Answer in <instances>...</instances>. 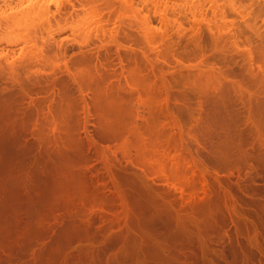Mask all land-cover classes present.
Listing matches in <instances>:
<instances>
[{
    "label": "rangeland",
    "instance_id": "374dc122",
    "mask_svg": "<svg viewBox=\"0 0 264 264\" xmlns=\"http://www.w3.org/2000/svg\"><path fill=\"white\" fill-rule=\"evenodd\" d=\"M43 1L0 0V133L44 154L63 134L61 148L84 141L82 168L111 203L37 207L0 264H44L72 219L91 235L54 264H264V0ZM105 125L118 135L100 142Z\"/></svg>",
    "mask_w": 264,
    "mask_h": 264
},
{
    "label": "bare ground",
    "instance_id": "6f19581e",
    "mask_svg": "<svg viewBox=\"0 0 264 264\" xmlns=\"http://www.w3.org/2000/svg\"><path fill=\"white\" fill-rule=\"evenodd\" d=\"M21 1V0H20ZM28 1L30 0H27V2L25 3H28ZM36 1V0H34ZM32 0V2H34ZM53 1V0H51ZM50 1V2H51ZM58 1V0H57ZM66 1V0H64ZM71 1L73 2V0H70V3ZM43 2H46L45 0ZM48 2V0H47ZM56 2V0L54 1ZM60 3V2H59ZM63 4V3H62ZM78 4V3H76ZM81 4V3H80ZM35 5V4H34ZM60 5V4H59ZM68 5V4H67ZM23 6V5H22ZM25 6V10L28 8L26 5ZM23 6V7H24ZM39 6V5H38ZM38 6H36L38 8ZM70 6V5H69ZM82 7V5H77L76 7ZM20 7V6H19ZM22 7V8H23ZM27 7V8H26ZM43 8V6H41ZM59 7V6H58ZM63 7V6H61ZM66 7V6H65ZM64 7V8H65ZM73 7V6H72ZM134 7V6H133ZM30 5H29V8L28 10L30 9ZM40 8V7H39ZM41 8V9H42ZM83 8V7H82ZM45 9V8H44ZM44 9H42L43 11H45ZM63 8H61L62 10ZM21 10V9H20ZM32 10H33V6H32ZM49 10V9H48ZM66 10V9H65ZM88 10V9H87ZM23 11V9H22ZM21 11V12H22ZM27 11V10H26ZM25 11V13H27ZM34 11V10H33ZM36 11V10H35ZM47 11V10H46ZM63 11V10H62ZM19 12V11H18ZM42 12V11H41ZM91 12V10H89V13ZM92 12H95V11H92ZM17 13V12H16ZM43 13L42 12V16H43ZM49 13V12H47ZM94 14V13H93ZM45 15V14H44ZM48 15V14H47ZM25 16V15H24ZM89 16V15H88ZM93 16V15H92ZM44 18V16H43ZM21 19V18H20ZM46 19V18H45ZM93 19V17H92ZM25 20V19H24ZM28 20V19H27ZM15 21V20H14ZM94 21V19H93ZM21 23V22H20ZM23 23V22H22ZM21 23V24H22ZM147 24V22H146ZM25 25V24H23ZM30 25V23H29ZM40 26H43V25H40ZM150 26V25H149ZM26 27H27V23H26ZM33 27H34V24H33ZM37 26H35L36 28ZM45 27V25H44ZM41 28V27H40ZM39 29V28H38ZM151 29V28H150ZM153 29V28H152ZM27 30V29H26ZM30 30V28H29ZM33 30V29H32ZM153 31V30H152ZM31 35V34H30ZM60 83V82H59ZM58 83V84H59ZM61 84V83H60ZM61 85H67V83L65 84H61ZM60 86V85H59ZM59 87V88H66V87ZM68 87V85H67ZM70 88V87H69ZM61 91V90H59ZM70 92L69 89H64L62 94V96H65L68 94V92ZM61 93V92H60ZM48 96V95H47ZM47 96H43V97H46L47 99ZM50 96V95H49ZM51 97V96H50ZM49 97V98H50ZM54 98H57L54 96ZM58 99V98H57ZM62 99V98H61ZM45 100V99H44ZM49 100V99H48ZM46 100V101H48ZM53 100V99H52ZM51 100V101H52ZM45 101V103H46ZM54 101V100H53ZM56 101V100H55ZM50 103V102H49ZM35 104V103H34ZM40 105L39 107L36 105L35 108L33 107H29L28 110L25 109V112L24 111H21V110H17L14 114V117L18 118L14 121H17L19 120L20 118L22 119L21 121H23V119H26V117H28L29 115H31L33 112H35V110L38 108L40 109L41 108V104H38ZM30 106V105H29ZM32 106V105H31ZM28 107V106H27ZM37 109V110H38ZM52 109V112H51V115L55 116L56 112L60 111V104L59 103H55L54 106L51 107ZM24 110V109H23ZM60 113V112H59ZM36 114V113H35ZM27 115V116H26ZM50 115V113H49ZM48 115V116H49ZM50 115V116H51ZM57 115L59 116V114L57 113ZM56 115V116H57ZM47 116V117H48ZM51 116V118H53ZM12 116V119L14 118ZM37 117V116H36ZM39 117V116H38ZM37 117V118H38ZM45 118L44 119V125H45V121H47V119L49 118ZM49 119L48 121H51L52 119ZM15 119V118H14ZM55 119V118H53ZM43 119L40 120V122L42 121ZM56 120V119H55ZM20 121V123H21ZM38 121V120H36ZM39 122V121H38ZM56 122V121H55ZM18 123V121H17ZM16 123V124H17ZM26 123V122H25ZM24 123V124H25ZM37 123V122H36ZM35 123V124H36ZM14 124V125H16ZM19 124V123H18ZM17 124V125H18ZM22 124V125H24ZM38 124V123H37ZM48 124H50L48 122ZM52 124V123H51ZM42 125V123L40 124ZM96 125V124H95ZM101 125V124H100ZM19 126V125H18ZM48 126V125H47ZM46 126V127H47ZM51 126V125H50ZM103 126V125H101ZM25 127V126H24ZM23 127V128H24ZM36 127V126H35ZM44 127V126H43ZM100 127V126H99ZM20 128V127H19ZM18 128V129H19ZM103 128V127H101ZM105 128H106V125H105ZM103 128L102 130H97L95 131L96 129H94V133L97 135H95L96 137H98L100 140V142L104 141V142H107V141H111L112 139L114 140V138H116V136L118 135L117 133L118 132H114L113 130L115 129H105ZM21 131H22V127L20 128ZM20 129H19V132H20ZM39 129V128H38ZM91 129V128H89ZM25 130V129H24ZM43 130V131H42ZM41 130V135L43 134L42 132H44V129L42 128ZM46 130V129H45ZM112 130V131H111ZM18 131V130H17ZM54 131V130H53ZM89 132V134H92L91 131L92 130H87ZM3 132V131H2ZM25 131H23L24 133ZM33 132V131H32ZM39 132V130H38ZM60 132V131H59ZM93 132V131H92ZM16 136H10V137H7L6 134L4 135V137L6 136V138H4L2 136L3 133H0L1 134V137H0V245H2L3 243H5L9 238H11V236H13L14 234H16L22 227V224H23V221L24 220H28L30 217H32L33 215V212L34 210L37 208V207H41L42 206H51V207H55L56 208V204H62L63 200L62 199H65L66 197H68L67 195H74L76 197H78V200L81 199L82 201H86L87 200L89 201V199H93V200H98L100 202H102V204H106L107 206L110 205L111 203V200L109 199V197H106L103 195V191L101 192V190L99 189V186H96L92 184V182L90 181V177H88V173L85 172L83 170L82 167H84V164L88 163L89 162V158H90V154H86L84 149V145L85 143L82 142V140H73L71 143L70 140H68L67 138H65L66 140H68V142L73 146L72 149L69 150V148H71L70 144L68 145V147L66 146V144L68 142H66L65 144L62 143L64 145V148H61L62 145H59L61 144V141H62V137H61V140H60V137L56 136V139L55 141L57 140V137L59 138L60 141H57V143L59 144H52V146H56L52 151L50 150L47 151L45 150V152H49L48 154L45 153L46 155H49L50 157V161L48 163V165L46 166L45 169H43L44 165L42 163V160L43 158L46 156L43 152L41 153H37L38 151V147H39V144L41 143H36L37 140H35L36 142H32L30 141V143L27 142V144H24L22 143L23 141V136H20L18 133L16 134L15 133V130L13 132ZM28 133V132H27ZM57 133V132H56ZM54 133V134H56ZM12 134V135H14ZM34 135L36 133H33ZM32 134V135H33ZM60 134V133H59ZM58 134V135H59ZM22 135V134H21ZM31 135V134H30ZM40 135V136H41ZM39 136V135H38ZM37 136V137H38ZM90 136V135H89ZM93 136V139H94V134H92ZM22 137V138H21ZM65 137V136H64ZM27 138V137H25ZM30 138V137H29ZM36 138V137H35ZM53 138V137H51ZM55 138V137H54ZM53 138V139H54ZM22 139V140H21ZM41 139V138H40ZM39 137H38V140H40ZM52 139V140H53ZM96 139V138H95ZM29 141V140H28ZM45 141V140H44ZM48 141H51L50 138L49 140H47V144L49 145ZM54 142V141H52ZM51 142V143H52ZM103 142V143H104ZM42 145V144H41ZM51 145V144H50ZM49 145V146H50ZM59 145V146H58ZM51 146V147H52ZM45 147V146H44ZM63 147V146H62ZM67 147V149L69 150H66L65 148ZM53 148V147H52ZM65 149V150H63ZM37 150V151H36ZM90 153V152H89ZM92 157V156H91ZM46 160H49L48 158L45 159L44 158V161H45V164H47ZM178 163V162H176ZM200 163V162H198ZM195 164V163H194ZM197 164V163H196ZM43 167V168H42ZM184 167V166H183ZM196 166H194L195 168ZM201 167V166H200ZM193 168V166H192ZM197 168V167H196ZM220 168V167H219ZM181 169V167H180ZM188 169V168H187ZM199 169V168H198ZM193 170V169H192ZM178 171V170H177ZM196 171V170H195ZM199 171V170H197ZM188 172V171H187ZM193 172V171H192ZM190 171V175L192 173ZM200 172V171H199ZM201 172H203L201 170ZM183 173H185V171H183ZM194 173V172H193ZM205 173V172H204ZM208 173V172H207ZM177 174V173H176ZM175 174V175H176ZM180 174V173H179ZM199 174V173H198ZM184 175V174H183ZM187 175V174H186ZM185 175V176H186ZM189 175V174H188ZM176 176H179V175H176ZM184 176V177H185ZM198 176V175H197ZM219 176V175H218ZM187 177V176H186ZM189 177V176H188ZM206 177V176H205ZM238 177V176H237ZM176 178V177H175ZM196 178V177H195ZM200 178V177H199ZM202 178V177H201ZM177 179V178H176ZM181 179V178H180ZM198 179V177H197ZM212 179V178H211ZM218 179V178H217ZM226 179V178H225ZM236 179V178H235ZM182 180V179H181ZM188 180V179H187ZM227 180V179H226ZM231 180V179H229ZM233 180V179H232ZM179 181V180H178ZM190 181V179H189ZM198 182V181H197ZM220 182V181H219ZM230 182V181H229ZM180 183V182H179ZM222 183V182H221ZM186 184V183H185ZM217 184V183H216ZM232 184V182H231ZM240 184V183H239ZM180 185V184H179ZM178 185V186H179ZM187 185V184H186ZM185 185V186H186ZM190 185V184H189ZM188 185V187H189ZM235 185V184H234ZM184 186V187H185ZM207 186V184L205 185ZM200 187V186H198ZM197 187V188H198ZM210 186H208L209 188ZM217 187V186H215ZM235 187V186H234ZM183 188V187H182ZM186 188V187H185ZM205 188V187H204ZM241 188V187H240ZM91 189L92 191V196L91 198H84L85 196V192L87 193V191ZM189 189V188H188ZM190 189H191V186H190ZM195 189V188H193ZM191 189V190H193ZM203 189V187H202ZM218 189V187H217ZM190 190V191H191ZM223 190V189H222ZM179 191V190H178ZM187 191V190H186ZM189 191V190H188ZM197 191V190H196ZM204 192V190H202ZM235 191V190H234ZM238 191V190H237ZM240 191V190H239ZM253 191V190H252ZM209 192V191H208ZM217 192V191H216ZM224 192V191H223ZM90 193V192H89ZM184 193V191H183ZM187 193V192H186ZM192 193V192H191ZM222 193V192H220ZM249 193V192H248ZM247 193V194H248ZM91 194V193H90ZM192 194H195L192 193ZM198 194V193H197ZM211 194V193H210ZM239 194V192H238ZM245 194V195H247ZM87 195V194H86ZM191 195V194H190ZM196 195V194H195ZM199 195H200V191H199ZM214 195V194H213ZM221 195H224V194H221ZM244 195V196H245ZM66 196V197H65ZM184 196V195H183ZM198 196V195H197ZM240 196V195H239ZM249 196V195H248ZM254 196V195H253ZM256 196V195H255ZM258 196V195H257ZM264 196V195H263ZM65 197V198H64ZM73 197V196H72ZM225 197V196H224ZM246 197V196H245ZM208 198V197H207ZM207 198L206 200L203 199V201H207ZM210 198V197H209ZM223 198V197H222ZM258 198V197H256ZM194 199V198H193ZM249 199V198H247ZM113 200V199H112ZM180 200V199H179ZM186 200V199H184ZM211 200V198H210ZM216 200V199H215ZM246 200V199H245ZM257 200V199H255ZM254 200V202H255ZM260 200V199H258ZM92 200H90L91 202ZM114 201V200H113ZM112 201V202H113ZM192 201V200H191ZM194 201V200H193ZM214 201V200H212ZM185 202V201H184ZM208 202V201H207ZM217 202V201H216ZM257 202V201H256ZM64 203V202H63ZM66 203V202H65ZM64 203V204H65ZM84 203V202H83ZM92 203V202H91ZM97 203V202H96ZM191 203V202H190ZM195 203V202H194ZM223 203H227L228 202H223ZM263 203V202H262ZM58 204V205H59ZM63 204V205H64ZM113 204V203H112ZM206 204V203H205ZM242 204V203H241ZM254 204V203H253ZM261 204V203H260ZM55 205V206H53ZM82 205V204H81ZM101 205V204H99ZM114 205V204H113ZM184 205V204H183ZM194 205V204H193ZM264 205V204H263ZM103 207V205H101ZM195 206V205H194ZM202 206V205H201ZM222 206V204H221ZM245 206V205H244ZM43 207V208H44ZM59 207V206H58ZM111 207H114L111 205ZM203 207V206H202ZM208 207V206H207ZM247 207V206H246ZM105 208V207H104ZM107 208V207H106ZM110 208V207H109ZM220 208V207H219ZM227 208V207H226ZM226 208H223L224 210H226ZM229 208V207H228ZM262 208V207H261ZM46 209V207H45ZM48 209V208H47ZM112 209V208H111ZM190 209V207H189ZM198 209V208H197ZM214 209V208H213ZM257 209V208H255ZM50 210V209H49ZM194 212V209H192ZM232 210V209H231ZM184 211V210H183ZM191 211V210H190ZM249 211V210H248ZM256 211V210H255ZM212 212V211H211ZM35 213V212H34ZM37 213V211H36ZM220 213V211L218 212ZM208 214V213H207ZM217 214V213H215ZM222 214V213H221ZM258 214V213H256ZM184 215V214H183ZM202 215V214H201ZM211 215V214H210ZM214 215V214H213ZM182 216V215H181ZM186 216V215H185ZM219 216V215H218ZM264 216V215H263ZM21 217L23 220H21ZM210 217V216H209ZM214 217V216H213ZM255 217V216H254ZM188 218V217H187ZM191 218V216L189 217ZM196 218V217H195ZM229 218V217H228ZM181 219V218H180ZM192 219V218H191ZM225 219H227L225 217ZM231 219V218H230ZM76 220V219H75ZM185 220V219H184ZM263 220V219H262ZM261 220V221H262ZM70 221V220H68ZM77 221V220H76ZM118 221V220H117ZM181 221V220H180ZM78 222V221H77ZM196 222V221H195ZM27 223V222H26ZM29 223V222H28ZM191 223V221H190ZM263 223V222H262ZM207 224V223H206ZM260 224V223H259ZM64 225V224H63ZM258 225V224H256ZM255 225V226H256ZM24 226V225H23ZM205 226V224H204ZM260 226V225H259ZM88 227V226H87ZM191 227V226H190ZM199 227V226H198ZM207 227V226H206ZM193 228V227H192ZM58 229V228H57ZM233 230V229H232ZM200 231V230H199ZM236 230H234V233H235ZM261 231V230H260ZM43 232V231H41ZM45 232V231H44ZM58 232V231H55V233ZM196 232V230H195ZM40 233V232H38ZM207 233V232H206ZM212 233V232H211ZM216 233V232H215ZM222 233V232H221ZM243 233V232H242ZM257 233V232H256ZM18 234V233H17ZM44 234V233H42ZM42 234H40L41 236H43ZM237 234V233H236ZM240 234V233H239ZM91 235L90 234V231L88 230V228L86 229V227L84 228L83 226L75 223V221L73 222V219L71 222L67 223L64 227L60 228L59 229V232L56 234V236L54 237V239L49 243L47 244V248H46V262L44 264H54V262H56V260H58V258L60 257L61 253H62V250L68 246V244L70 245L71 243L75 242V241H79V240H83V239H86L88 238V236ZM196 235V234H195ZM221 235V234H220ZM241 235V234H240ZM261 235V233L259 234ZM40 236V238H41ZM45 236V235H44ZM202 236V235H201ZM205 236V235H203ZM211 236V235H209ZM258 236V235H257ZM37 238H39L38 236H36ZM217 237V236H216ZM241 237V236H240ZM260 237V236H259ZM13 238V237H12ZM196 238V237H195ZM223 238V237H222ZM221 238V239H222ZM235 238V237H234ZM217 240V239H216ZM207 241V239L205 240ZM235 241V239H234ZM194 242V241H193ZM220 242V241H219ZM223 242V241H222ZM226 242V241H225ZM199 243V242H198ZM216 243V242H214ZM206 244V243H205ZM209 244V243H208ZM211 244V243H210ZM239 244V242H238ZM251 244V243H250ZM192 245V244H191ZM212 245V244H211ZM215 245V244H214ZM227 245V244H226ZM232 245V244H231ZM236 245V244H235ZM195 246V245H194ZM230 246V244H229ZM250 246V245H249ZM248 246V247H249ZM252 246V245H251ZM225 247V246H224ZM227 247V246H226ZM202 248V247H201ZM219 248V247H218ZM232 248V247H231ZM230 248V249H231ZM225 249V248H224ZM235 249V248H234ZM246 249V248H245ZM219 249H217L218 251ZM192 251V250H191ZM196 251V250H195ZM199 252V251H198ZM204 252V251H203ZM210 252V251H209ZM213 252V251H212ZM222 252V251H221ZM250 252V250H249ZM205 253V252H204ZM195 254V252H194ZM215 254V252H214ZM224 254V252H223ZM242 254V252H241ZM251 254V252H250ZM256 254V252H255ZM199 255H200V252H199ZM198 255V256H199ZM211 255V254H210ZM217 255V254H216ZM234 255V254H233ZM253 255V254H252ZM196 256V255H194ZM225 256V255H223ZM232 256V255H231ZM243 256V255H242ZM248 256V255H247ZM254 256V255H253ZM193 257V256H192ZM209 257V256H207ZM227 257V256H226ZM239 257V256H238ZM241 257V256H240ZM251 257V256H250ZM218 258H220L218 256ZM246 258V257H245ZM209 259V258H208ZM215 259V258H214ZM232 259V258H231ZM235 259V258H234ZM1 260V259H0ZM201 260V259H200ZM220 260V259H219ZM224 261V259H223ZM199 262V260H198ZM202 262V261H201ZM205 262V261H204ZM209 262V261H208ZM247 262V261H246ZM258 262V261H257ZM236 263V262H235ZM245 263V262H244ZM253 263V262H252ZM195 264V263H194ZM204 264V263H203ZM209 264V263H208ZM213 264V263H212ZM215 264V263H214ZM227 264V263H226ZM232 264V263H231ZM241 264V263H240ZM243 264V263H242ZM255 264V263H254ZM258 264V263H257Z\"/></svg>",
    "mask_w": 264,
    "mask_h": 264
}]
</instances>
